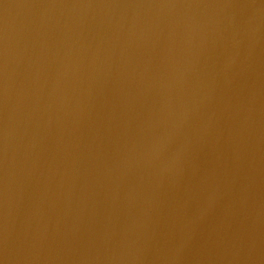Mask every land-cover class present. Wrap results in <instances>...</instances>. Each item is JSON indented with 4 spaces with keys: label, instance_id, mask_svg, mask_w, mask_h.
<instances>
[{
    "label": "water",
    "instance_id": "water-1",
    "mask_svg": "<svg viewBox=\"0 0 264 264\" xmlns=\"http://www.w3.org/2000/svg\"><path fill=\"white\" fill-rule=\"evenodd\" d=\"M0 264H264V0H0Z\"/></svg>",
    "mask_w": 264,
    "mask_h": 264
}]
</instances>
